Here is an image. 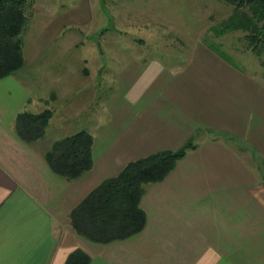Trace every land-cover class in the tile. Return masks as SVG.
<instances>
[{"label":"crops","instance_id":"obj_1","mask_svg":"<svg viewBox=\"0 0 264 264\" xmlns=\"http://www.w3.org/2000/svg\"><path fill=\"white\" fill-rule=\"evenodd\" d=\"M193 48L184 65L152 58L122 80L116 115L90 121L93 167L73 180L45 158L60 139H46L48 132L69 122L55 124L52 112L43 138L21 139L16 118L34 100L26 87H9V76L0 79V264H65L76 248L89 264H264V82H248L220 55ZM192 138L197 148L147 185L143 231L109 243L75 231L71 212L105 179Z\"/></svg>","mask_w":264,"mask_h":264},{"label":"rangeland","instance_id":"obj_2","mask_svg":"<svg viewBox=\"0 0 264 264\" xmlns=\"http://www.w3.org/2000/svg\"><path fill=\"white\" fill-rule=\"evenodd\" d=\"M234 11L225 0H31L25 63L8 77L9 87L27 88L34 100L27 110L49 108L55 124L69 122L65 130L48 132L46 139L53 140L92 130L101 115H116L122 82L148 59L184 65L186 49L193 47L219 56L212 44L246 81L264 82V53L258 56L241 30L219 31ZM234 90L243 102L244 89Z\"/></svg>","mask_w":264,"mask_h":264},{"label":"trees","instance_id":"obj_3","mask_svg":"<svg viewBox=\"0 0 264 264\" xmlns=\"http://www.w3.org/2000/svg\"><path fill=\"white\" fill-rule=\"evenodd\" d=\"M31 0H0V79L14 75L25 63L23 33L27 25L26 7ZM235 7L219 31L241 30L258 56L264 53V0H225ZM211 48L224 59L228 56L215 45ZM264 64V61H263ZM52 110L21 112L16 131L27 142L46 134ZM94 137L80 130L54 141L45 158L52 171L68 180L92 169ZM197 148L190 139L177 150H163L129 162L116 176L105 179L71 212L75 231L95 243L130 238L145 228L147 214L141 200L150 183L164 180L190 150ZM91 257L82 248L73 250L65 264H89Z\"/></svg>","mask_w":264,"mask_h":264}]
</instances>
